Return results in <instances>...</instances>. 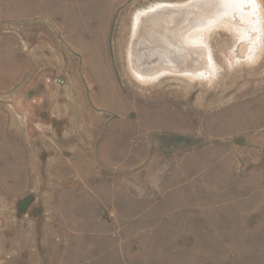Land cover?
<instances>
[{"label": "rangeland", "instance_id": "rangeland-1", "mask_svg": "<svg viewBox=\"0 0 264 264\" xmlns=\"http://www.w3.org/2000/svg\"><path fill=\"white\" fill-rule=\"evenodd\" d=\"M195 1L0 0V264H264V0L132 56Z\"/></svg>", "mask_w": 264, "mask_h": 264}, {"label": "water", "instance_id": "water-1", "mask_svg": "<svg viewBox=\"0 0 264 264\" xmlns=\"http://www.w3.org/2000/svg\"><path fill=\"white\" fill-rule=\"evenodd\" d=\"M189 9L186 8H177V9H169V8H162L161 10H152L144 13L143 15L139 16L137 19V27L135 33V39L133 40L131 51L134 60L137 64H147L152 57L159 58L166 57V54L160 53L157 54L155 51L156 48H161L162 50L165 49V45H167V40L165 37H162L157 34L156 31H163L165 28V24L167 22L166 19L171 20L177 14H180L179 17L187 14ZM191 12V11H189ZM146 46V48H145ZM161 51V50H160ZM179 52L174 55L172 60H176V58H184L183 56V49H179ZM159 57V58H158Z\"/></svg>", "mask_w": 264, "mask_h": 264}, {"label": "bare ground", "instance_id": "bare-ground-1", "mask_svg": "<svg viewBox=\"0 0 264 264\" xmlns=\"http://www.w3.org/2000/svg\"><path fill=\"white\" fill-rule=\"evenodd\" d=\"M249 1V4H250V6H251V8H252V10H254L255 9V7H257L254 3H253V1L252 0H248ZM233 2V3H232ZM230 1V0H196L195 1V3H194V5L193 6H191V5H189V6H184V7H179V8H186V9H189L188 11H187V14L189 15V11H193V10H199L200 11V13L202 14L203 12H205V13H209V14H211V16H214V19L213 20H219V21H221V20H228L229 22L231 21V19H232V13H231V8L230 7H232V6H236V4L238 3V0H233V1ZM245 4V3H244ZM161 6H165V5H161ZM237 6H238V4H237ZM240 6V5H239ZM178 7H173V8H169V9H177ZM234 8V7H233ZM254 12H255V10H254ZM250 14L251 13H242V16L245 18L244 20L248 23V20L247 19H249V17H250ZM179 16H180V14H177L174 18H179ZM204 16V15H203ZM203 16H202V18L201 19H203ZM137 18H139V15H137L136 16V19H135V24L137 25V23H136V21H137ZM210 18V17H209ZM189 20V19H188ZM212 20V23H215V21H213ZM219 21L218 22H216V24H218L219 25ZM243 21V20H242ZM174 22V20H167V22H166V24H165V26H169V25H171L172 23ZM178 22V21H177ZM251 22V21H250ZM185 23V22H184ZM226 23H228V22H226ZM245 23V22H244ZM226 25V24H225ZM250 25V24H249ZM176 26V25H175ZM190 26H191V24H190ZM171 27V26H170ZM183 27H185V25L183 26ZM193 30L194 29H192L189 33H187L186 35H184L182 38H181V42L182 43H184V41H186L187 39H193L194 41H200L201 39H203V37H201L200 35H199V33H193ZM181 32V31H180ZM136 33V32H135ZM167 33H169V32H166L165 34H166V36H167ZM176 33V32H175ZM174 33V34H175ZM191 33H193V34H191ZM169 39V38H168ZM166 40H167V38H166ZM176 40V39H175ZM169 41V40H168ZM174 41V40H173ZM177 41V40H176ZM202 41V40H201ZM170 42V41H169ZM170 44V43H169ZM168 45V44H167ZM166 45V46H167ZM182 46V45H181ZM167 50V49H166ZM169 50V49H168ZM155 51H157V50H155ZM163 51V50H162ZM159 52H161V51H159ZM169 52V51H168ZM131 54V53H130ZM157 54H159V53H157ZM163 54H164V51H163ZM191 54V53H190ZM200 55H201V53H200ZM194 56V55H193ZM204 56V55H203ZM156 58V57H155ZM165 58H167V57H165ZM193 58V57H192ZM195 58V57H194ZM204 58H205V56H204ZM182 59V58H181ZM180 59V60H181ZM169 60V59H168ZM194 60V59H193ZM202 60H203V58H202ZM205 60V62H206V58L204 59ZM203 60V61H204ZM177 61V60H176ZM185 61V60H184ZM195 61H197V60H195ZM193 63H194V61H192ZM153 63V62H152ZM159 63H160V61H159ZM192 63V64H193ZM208 63H210V61L208 62ZM168 64V63H167ZM160 65H161V63H160ZM180 65V64H179ZM184 65H186V64H184ZM156 66V65H155ZM183 66V65H182ZM186 66H188V65H186ZM158 67V66H157ZM184 68V67H183ZM182 68V69H183ZM148 69V68H147ZM192 69V68H191ZM161 70V69H160ZM159 70V71H160ZM155 71V70H154ZM164 72H166V70H164ZM148 74H149V72H148ZM148 74H143V73H141L140 75L138 74V73H135V75H136V77H137V79H139L140 81H142V82H146V81H148V80H150L149 79V75ZM159 75V74H158Z\"/></svg>", "mask_w": 264, "mask_h": 264}]
</instances>
